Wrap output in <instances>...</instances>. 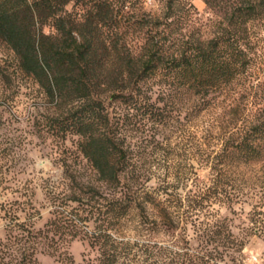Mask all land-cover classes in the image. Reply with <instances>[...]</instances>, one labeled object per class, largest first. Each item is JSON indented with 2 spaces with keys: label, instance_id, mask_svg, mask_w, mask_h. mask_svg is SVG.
Listing matches in <instances>:
<instances>
[{
  "label": "trees",
  "instance_id": "obj_1",
  "mask_svg": "<svg viewBox=\"0 0 264 264\" xmlns=\"http://www.w3.org/2000/svg\"><path fill=\"white\" fill-rule=\"evenodd\" d=\"M204 1L213 16L194 0H0V46L97 176H74L76 205L40 228L38 210L5 209L0 264H40L42 243L77 238L84 262L58 264H241L248 238L264 237V81L252 71L264 0ZM191 161L207 171L196 194L177 196L168 177L150 184L155 166L180 178ZM245 206L235 233L219 210Z\"/></svg>",
  "mask_w": 264,
  "mask_h": 264
},
{
  "label": "rangeland",
  "instance_id": "obj_2",
  "mask_svg": "<svg viewBox=\"0 0 264 264\" xmlns=\"http://www.w3.org/2000/svg\"><path fill=\"white\" fill-rule=\"evenodd\" d=\"M202 18L214 13L204 0H194ZM72 9V5L68 6ZM51 32L50 27H46ZM257 51L253 68V81H264V24L255 28ZM0 236L4 234V210L15 202L21 218L38 210L40 228L57 207L72 210L76 205L67 196L74 187V176L78 183L96 182V174L86 158L78 151V136L70 135L63 140L50 129L49 121L55 106L44 96L43 90L32 77L22 74L17 68L15 53L7 45L0 46ZM175 141L181 139L175 136ZM162 161L164 157H161ZM172 163H176L171 160ZM180 178L167 176L163 167H154L150 184L159 186L173 183L177 196L185 198L196 194L205 186L207 171L196 161H191ZM175 170V169H174ZM176 171V170H175ZM33 198L36 209H31L27 200ZM5 204V206H3ZM217 209V208H216ZM215 210V209H213ZM238 207L235 211L221 208L220 214L229 216L235 233L246 221V211ZM91 224V223H89ZM88 252L87 242L77 238L64 242L58 250L42 243L36 253L40 264H58V260L71 254L77 263H83ZM239 259L241 264L264 263V237L251 235L243 247Z\"/></svg>",
  "mask_w": 264,
  "mask_h": 264
}]
</instances>
